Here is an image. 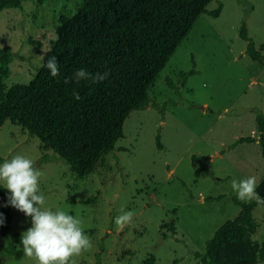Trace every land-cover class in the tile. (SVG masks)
I'll use <instances>...</instances> for the list:
<instances>
[{
    "label": "rangeland",
    "instance_id": "obj_1",
    "mask_svg": "<svg viewBox=\"0 0 264 264\" xmlns=\"http://www.w3.org/2000/svg\"><path fill=\"white\" fill-rule=\"evenodd\" d=\"M81 2L30 0L19 10L1 12L0 48L9 47L12 58L8 77L0 80V99H15L16 86L30 82L56 38L58 16L74 12ZM219 4L216 18L198 16L147 91L158 105L172 103L163 110L132 111L114 150L84 179L0 110V164L17 154L32 159L43 174L45 207L81 219L91 238L92 248L76 257V264H197L194 252H203L205 241L239 211L231 200L237 198L232 180L255 176L258 184L264 177L258 143H236L256 137L255 117L264 114V62L246 55L239 36L244 26L254 47L263 45L264 57V0H211L206 10ZM190 70L194 73L181 86V74ZM219 194L218 201L208 199ZM87 198L95 200L82 204ZM11 210L9 229L0 239V264H36L20 243L31 218ZM127 211L134 213L133 222L120 230L115 219ZM252 215L258 225L252 239L260 243L264 206H256ZM165 224L173 225V232Z\"/></svg>",
    "mask_w": 264,
    "mask_h": 264
},
{
    "label": "trees",
    "instance_id": "obj_2",
    "mask_svg": "<svg viewBox=\"0 0 264 264\" xmlns=\"http://www.w3.org/2000/svg\"><path fill=\"white\" fill-rule=\"evenodd\" d=\"M29 0H0V11L20 8ZM54 2L67 0H53ZM211 0H82L74 12L61 13L57 19L56 38L42 58L35 76L23 88L16 90V98L0 99V107L35 134L60 158L70 162L82 179L102 166L105 156L114 150L116 141L123 137L122 126L128 115L148 106L163 110L170 101L160 105L152 102L148 89L171 55L186 37L200 14L216 18L221 10L207 11ZM239 36L246 42L245 53L252 60L264 62L259 49L247 36L244 26ZM55 56L59 75L52 77L43 65ZM12 52L0 48V78L9 75ZM85 69L91 74L109 73L106 80L75 81L74 74ZM190 70L181 74L185 84ZM68 81L65 83V81ZM174 88V84L168 81ZM74 92L80 99H74ZM256 134H264V114L255 117ZM257 142L256 137L238 138L236 143ZM264 158V135L259 142ZM235 145V143L233 144ZM156 146L160 147L158 136ZM192 160L199 158L191 156ZM1 162V158H0ZM257 192L264 197V177ZM9 193L0 187V239L4 238L12 215ZM219 194L208 197L218 201ZM94 198L82 200V204ZM231 200L239 206L238 213L225 220L205 241L203 252H194L197 264H255L264 262V240L252 239L257 230L252 211L255 201L241 202L235 195ZM173 232L171 224L163 225ZM162 238L168 234L162 233Z\"/></svg>",
    "mask_w": 264,
    "mask_h": 264
},
{
    "label": "clouds",
    "instance_id": "obj_3",
    "mask_svg": "<svg viewBox=\"0 0 264 264\" xmlns=\"http://www.w3.org/2000/svg\"><path fill=\"white\" fill-rule=\"evenodd\" d=\"M52 77L59 75L58 61L55 56L47 59L43 65ZM109 73L91 74L85 69L75 72V81L90 80L99 83L107 79ZM68 81L66 80L65 83ZM74 99H80L74 92ZM256 135L257 142L264 134ZM42 172L34 165V161L24 155L17 154L10 160L0 164V183L10 194L8 203L11 207L31 218V227L22 234L20 243L23 254L34 258L36 264H76V257L92 248L91 238L82 228V220L68 214L63 209L55 211L45 207L46 197L41 192L40 178ZM257 179L250 176L242 180L233 179L231 188L240 201H255L264 206V197L257 192ZM132 211L122 212L115 219L120 230L133 222ZM3 223L0 218V224Z\"/></svg>",
    "mask_w": 264,
    "mask_h": 264
},
{
    "label": "crops",
    "instance_id": "obj_4",
    "mask_svg": "<svg viewBox=\"0 0 264 264\" xmlns=\"http://www.w3.org/2000/svg\"><path fill=\"white\" fill-rule=\"evenodd\" d=\"M30 1V0H29ZM22 4H23V2L21 3V6H22ZM21 8V7H20ZM20 8H15L16 10L18 9H20ZM6 10H10V9H6ZM3 11V10H2ZM2 11H0V14H2L1 12ZM0 24H1V22H0ZM8 77V76H7ZM3 78H0V80H2ZM28 84V83H27ZM27 84H19L18 86H16V90L18 91V90H20L21 88H22V86H26ZM12 99V98H11ZM13 100V99H12ZM0 110L5 114V116L7 117V119L11 122V123H13V124H15L16 123V118L10 113V108H3V107H0ZM1 206V205H0Z\"/></svg>",
    "mask_w": 264,
    "mask_h": 264
}]
</instances>
